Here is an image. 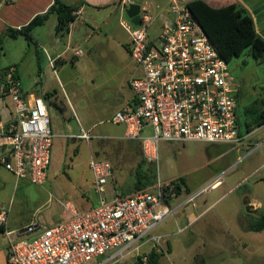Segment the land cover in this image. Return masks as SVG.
<instances>
[{"label":"built area","instance_id":"built-area-1","mask_svg":"<svg viewBox=\"0 0 264 264\" xmlns=\"http://www.w3.org/2000/svg\"><path fill=\"white\" fill-rule=\"evenodd\" d=\"M122 3L128 4L127 0ZM169 12L172 18L163 22L161 35L152 42L148 41L153 18L149 10H141L140 26L126 18L121 21L131 37L130 54L143 74L130 81L136 106L118 111L110 120L125 127L127 140L141 142L145 159L155 165L161 142L229 144L236 148L242 140L239 85L229 63L220 57L187 4L173 0ZM0 95L11 99L14 110L13 122L0 130V147L4 148L0 164L19 179L44 185L55 139L47 104L41 97L27 96L20 78L11 74L0 87ZM78 138L106 140L84 130ZM89 166L97 206L82 212L72 203H64L70 218L31 239L13 237L5 230L8 264H94L98 259L102 260L96 264H113L132 254L140 264H148V255L140 252L145 244L162 251L163 236L153 231L173 214L165 199L166 195L176 196L174 182L158 179L151 188L109 196L112 164L93 155ZM256 173L264 178V165ZM220 180L190 196L186 203L214 189ZM9 213L10 208H0V227H6Z\"/></svg>","mask_w":264,"mask_h":264},{"label":"crops","instance_id":"crops-1","mask_svg":"<svg viewBox=\"0 0 264 264\" xmlns=\"http://www.w3.org/2000/svg\"><path fill=\"white\" fill-rule=\"evenodd\" d=\"M63 1L79 6L76 20L66 31H59L57 29V15L50 14L43 25L33 30L34 44L32 46L22 36L16 39L5 36V31L8 27L21 29L26 26L37 15L46 13L55 0H0V37H2L0 68L15 65L21 57V64L18 65L17 69L23 89L27 96L41 97L46 102L51 117L50 127L55 135L51 163H53L54 154L56 160H54V163L60 162L59 165H55V170L53 171H51L50 165L44 185L34 184L26 178L19 179L0 164V208H10L6 227H0V264H8L10 254L9 240L5 234V230L11 232L13 237L19 235L20 239H31L43 229L70 218V213L64 207V203H72L77 210L82 212L97 206L98 197L94 190V175L89 165V177L78 181L75 196L72 193L73 187L69 190L71 192V195H69L66 187H62V184L57 181V175H61V172L64 170L67 152L72 148L74 150V146L77 144L76 142L70 144L72 140L79 141L78 143H85L86 147L94 154L93 145L88 144L86 140L78 138L82 130L92 132L96 136L105 137L106 140L116 143H138L143 152L141 142L125 138V127L123 125L110 123V120L118 111L136 106L137 98L130 86V81L143 74L142 69L130 54L131 37L122 27L121 21L125 19L126 10L131 4L140 5L141 10H149L153 18L148 30V41H155L162 33L163 22L166 19L172 18L169 9L173 0H127V5H123V0ZM178 1L188 4L193 0ZM203 1L213 8H221L234 3L241 4L251 13L257 33L264 38V0ZM119 25L124 31L118 29ZM7 45L11 48L12 53L18 54L17 60L10 61L8 59L9 51L7 52L5 47ZM115 45L123 48L127 52L129 60L131 61L132 59L136 63V67H133V71L130 74L122 75L118 65L109 64L111 57L116 59V61L119 59V56H116L114 52L116 51ZM30 55L33 56L32 66L34 67V75L32 82L25 86L24 81H27L28 77L26 71H23L22 66ZM90 70L91 73H89ZM86 73H89V76ZM50 80H53V85L49 83ZM88 82L94 85L91 88L94 89V92L98 89L106 91L104 95L99 97L100 102L95 106L93 96L92 102L86 101L84 98L89 92L88 90L85 91ZM70 89L72 92H70ZM52 106H55L61 115L71 114V118H74L78 124V133L73 132L68 134L65 130L57 128L56 125L53 126ZM98 106L101 107L100 111L97 110L100 114L99 116H105L107 120H100V122L90 125L84 124L81 117L82 111L91 112L97 109ZM0 115L2 119L0 130L6 129L14 120L13 104L7 96H1L0 98ZM105 123H110L111 127L99 132V126ZM258 129L257 135L264 141V125ZM249 137H251V134ZM193 143L207 144L202 142H164V146L172 152L177 151L179 154L182 153L181 148L185 150L188 144ZM3 150L4 148L0 147V155ZM122 151H126V149H122ZM74 154L77 157L79 151ZM215 163L209 161L194 169L184 170L174 176H170L162 183L178 181L181 178L184 179L180 183L182 193L179 196H181L184 191L191 194L193 191L201 190L215 183L218 178H221L219 184L211 190L219 189L224 185V174L228 175L232 168L214 167ZM263 165L264 156L260 159L255 170L249 175L258 178L244 188L246 192L241 200L242 205L235 212L221 213L213 217V219L212 217L207 218L209 209L215 203L211 204L208 209L198 212V214L181 212L175 217L176 222H180L188 217L192 219L190 222H187L188 224L184 228L179 229L184 231L190 223H193V226H197L193 235L196 243L199 245V249H201L202 245L206 246V243L217 245L220 249H225L228 244L230 245L233 240H236L240 244L245 256L240 264H264L263 259L258 254L263 249L264 230L256 232L248 229L249 225L258 221L264 215V178L262 174L256 173ZM72 168L75 169V165ZM192 174L194 175L188 179V176ZM117 175L116 186L114 185L116 182L114 176L110 181L108 187L109 196L116 193L133 194L134 192L126 190V181H122V176L120 174ZM133 180V184H135L136 177ZM244 180L240 185L244 183ZM230 183L231 188L229 191L232 192L238 185L234 186L232 181ZM120 186L122 189L118 188ZM72 197H76L75 199L77 200L74 201ZM176 198L179 197L176 195ZM187 200L184 203H180L173 213L181 209L184 204H189L186 203ZM242 208H244L245 212L241 211ZM168 221L169 219L165 220L157 227L160 228L158 232L154 233V235L163 236L165 242L168 239L167 237L172 234L170 233L169 226L171 223ZM30 228V231L21 233V231ZM166 243L169 242L167 241ZM153 250V245L147 243L141 248L140 252L141 254H148ZM161 252L163 253V248ZM221 252L224 253L223 251ZM167 254L169 253H165L164 250L160 264H163L162 259ZM235 254H237V257H241L238 252ZM197 256L199 259L202 258L200 264H207L201 252ZM137 263V255L132 254L124 260L113 264Z\"/></svg>","mask_w":264,"mask_h":264},{"label":"rangeland","instance_id":"rangeland-1","mask_svg":"<svg viewBox=\"0 0 264 264\" xmlns=\"http://www.w3.org/2000/svg\"><path fill=\"white\" fill-rule=\"evenodd\" d=\"M118 27V29L124 31L120 25ZM5 47L7 52L9 51L8 59L10 61L17 60L18 54L12 53V50L8 45ZM114 47L116 49V51H114L115 55L119 56L118 60L120 61H116V59L111 57L109 64L118 65L122 75L130 74V72L133 71V67H136V63L131 58V61L129 60V57H127L128 54L123 50V48H120L117 45ZM20 58L18 59L17 63H15V65L21 64ZM32 59L33 56L30 55L25 64L22 66L23 71H26V75L28 77V80L24 81L25 86L32 82V77L34 75ZM228 67L234 74L239 85L238 117L241 124V132L243 134L241 143L237 145L236 148H234V145L229 144L209 145L193 143L188 144L185 150L181 148L182 153L179 154L177 151L172 152L165 148L164 142L159 144V161L155 168L157 170V180L159 178L161 182H164V180L170 176H174L179 172L194 169L209 161H211V163L216 162L215 165H213L214 167H223L229 169L232 168L228 175L224 174V185L221 188L205 191L192 203L184 204L181 209L177 210L167 218L169 219L168 222L171 223L169 226L170 233L172 234L167 237L168 239L166 242L168 241L169 243L165 242V238L162 241L163 253L164 250L165 253H169L162 259L163 264H200V260L202 258H198L197 254L199 252L202 253L203 259L207 261V264H240L245 257L243 250H241L240 244L236 240H233L230 245L228 244L225 249H220L219 246L209 243H206V246L202 245L201 249H199V245L196 243L193 235V232L197 226H193V223H190L187 229L179 232V228H184L186 224H188L187 222H190L192 218H184V220L180 222L175 221V217L181 212H186L188 214H198V212L208 209L213 203L215 204L209 209L207 218L212 217L213 219V217H216L221 213L235 212L237 208H240L242 205L241 200L243 199L246 192L244 188L256 181L258 178L251 177L249 175L255 170L260 159L264 156V145H262L264 144V141H262V138H259L257 135L259 127L251 132V137H249L250 134H245V125L247 120H250L251 122L254 117L253 115H248L246 113L248 109H255L256 112H261L264 110V59H255L250 53V50L246 49L241 56L234 58L228 64ZM89 73H91V70ZM89 73H86V75L89 76ZM49 83L53 85V80H50ZM93 86L94 85H91V82L87 83L85 91L88 90L89 92L84 98L86 101L92 102L93 96L95 106L100 102L99 97L104 95L106 91L98 89L94 92V89H91ZM70 92H72L71 89ZM100 109L101 107L98 106L97 109H94L91 112L82 111L81 117L84 124L90 125L94 124L95 122L98 123L100 120H107V117L99 116L100 114L97 112V110L100 111ZM51 112L53 115V126L56 125L57 128L65 130L68 132V134L73 132L78 133V124L74 118H71L70 113H67L65 116L61 115L55 106H52ZM110 127V123H105L99 126L98 131H105V129H109ZM75 142L77 144L74 146V150L73 148L69 149L66 154L64 170L61 172V175H57V181L62 184V187H66L69 195H71L69 190L71 187H73L72 193L73 196H75L78 181L89 177L88 173L90 172H88V165L92 155L100 159L108 160L114 165L116 173V175L114 173V180L116 181L114 183L115 186L117 183L116 176H118L117 174H120L122 176V181H126V190H128V192H133L135 190L133 178L136 177L135 173L137 167L139 163L140 165L144 166L143 153L138 144L121 142L116 143L110 140H93L91 142L86 141L88 144H91L94 147V154H92L91 150L87 148L86 144L83 142L78 143L79 141L72 140L70 144H74ZM122 149H126V151H122ZM78 151L79 155L75 157L74 153H77ZM54 157L55 154L53 155V163H51V171L55 170V165H59L60 163L59 161L54 163ZM73 165H75V169L72 168ZM193 175L194 174L188 176V179ZM244 178L246 179L244 180ZM243 180L244 183L240 185ZM230 181L233 182L234 186L238 185V187L232 192L229 191L231 188ZM118 188L122 189L121 186ZM199 190L200 189L193 191L191 194H189L187 191H184L183 195H177L179 198H176L175 196L170 207L174 211L180 203H184L190 196L196 194ZM72 198L74 201L77 200L75 199L76 197ZM206 201L207 203L204 204ZM241 211L245 212L244 208H242ZM159 229L160 228H156L153 232H158ZM237 252L239 255H241V257H237V254H235ZM258 254L259 257H261L264 261V244L263 249L260 250ZM108 255L110 254H107V256ZM98 260H96L94 264H96Z\"/></svg>","mask_w":264,"mask_h":264},{"label":"trees","instance_id":"trees-1","mask_svg":"<svg viewBox=\"0 0 264 264\" xmlns=\"http://www.w3.org/2000/svg\"><path fill=\"white\" fill-rule=\"evenodd\" d=\"M187 5L192 16L201 25L210 42L218 51L220 57L227 63H230L234 58L241 56L246 49L250 50V53L255 59H264V38L257 33L254 19L244 6L239 3H234L221 8H213L203 0H193ZM78 10L79 6L77 5L68 4L63 0H55L54 4L46 13L37 15L21 29L8 27L4 35L13 39L22 36L30 45H32L34 44L32 36L33 30L43 25L50 14H56L58 17L57 29L59 31H66L76 20ZM1 43L2 37H0V45ZM17 68V64L10 67L0 68V87L6 83L7 77L10 74L13 75L14 78H19ZM246 113L248 115L251 114L254 117L251 122L250 120L246 121L245 134H250L256 128L264 125V111L256 112L255 109H248ZM1 120L0 115V122ZM238 125L240 127V136L242 137L243 134L241 132L239 117ZM143 160L144 166L139 163L135 173L136 183L133 192L151 188L157 183L156 165L149 163L145 157ZM112 169L115 173L113 164ZM183 181L184 179L182 178L178 181H174V193H176V195L182 193L180 183ZM166 191L167 190H164V192ZM172 200L173 197H171V195H166L165 201L169 205ZM248 229L256 232L264 230V215L258 221L249 225ZM147 255L149 257L148 264H160V259L163 256V253L153 250ZM137 264L140 263L138 262Z\"/></svg>","mask_w":264,"mask_h":264},{"label":"water","instance_id":"water-1","mask_svg":"<svg viewBox=\"0 0 264 264\" xmlns=\"http://www.w3.org/2000/svg\"><path fill=\"white\" fill-rule=\"evenodd\" d=\"M140 13H141V7L140 5H135V4H131L128 6L126 13H125V17L130 20V22L132 23V25L134 26H140L141 25V18H140ZM30 229H25L23 231H21V233H26L28 231H30Z\"/></svg>","mask_w":264,"mask_h":264}]
</instances>
